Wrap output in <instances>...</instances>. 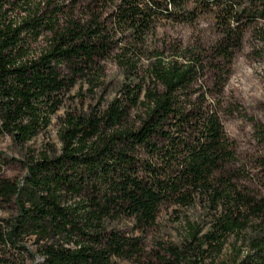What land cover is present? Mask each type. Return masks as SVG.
Segmentation results:
<instances>
[{"label":"trees","instance_id":"obj_1","mask_svg":"<svg viewBox=\"0 0 264 264\" xmlns=\"http://www.w3.org/2000/svg\"><path fill=\"white\" fill-rule=\"evenodd\" d=\"M188 1L0 0V131L25 149L27 158L22 185L0 174V200L18 209L8 240L13 244L22 234L35 236L39 264L141 258V238L109 224L130 218L145 230L164 206L188 207L199 196L214 206L231 202L264 215V198L242 194L232 175L222 171L234 157L232 144L219 103L207 104L206 91H195L204 65L194 50L178 53L174 47L176 58L169 62L156 54L143 77L122 84L118 97L103 109L66 111L58 150L49 143L39 153L26 149L72 100L74 88L79 87L81 98L84 89L87 96L99 94L105 81L102 63L120 43L116 62L128 75L137 74L139 51L164 21L184 23L202 11L214 14L222 31L213 49L221 94L231 50L241 38L232 22L244 9L236 0H194L191 9ZM251 1L264 19V0ZM79 3L83 8L75 15ZM117 35L123 43L115 41ZM40 40L46 45L34 52ZM259 133L264 140V129ZM241 225V216L230 208L205 233L188 223L181 241L153 251L152 264H241L236 251L231 260L207 263L206 257L218 258L228 233ZM250 246L253 254L246 258L264 263V240L254 238Z\"/></svg>","mask_w":264,"mask_h":264},{"label":"rangeland","instance_id":"obj_2","mask_svg":"<svg viewBox=\"0 0 264 264\" xmlns=\"http://www.w3.org/2000/svg\"><path fill=\"white\" fill-rule=\"evenodd\" d=\"M193 1H188V8L193 7ZM236 2L244 12L232 25L239 26L241 38L239 46L231 50L232 58L225 67L226 81L221 94L217 93V84L215 85L217 62L213 49L221 40L222 31L214 14L202 11L193 21L184 23L164 21L157 27L155 37L139 51L137 74L128 75L116 62L115 55H119L122 45L120 43L102 63L105 81L99 94L95 97L87 96L84 89V96L81 98L76 96L79 87L74 88L71 92L72 100L67 99L64 102L52 117L46 131L41 132L26 149L30 148L34 153H39L49 143L53 146L52 149L58 150V130L66 111L79 109L88 112L97 106L103 109L114 97H118L122 84L129 80L137 83L143 77L150 63L155 61L156 54L164 62H169L176 58L174 47H177L178 53L185 49L194 50L195 53H200L204 65V70L194 86L195 91H206L207 104L215 106L219 103L218 115L224 133L232 144L234 157L224 165L222 171L232 175V183L242 194L256 199L264 198V140L259 133L264 129V19L256 13L259 5H254V8L251 0ZM82 6L83 3L77 4L73 13L78 15ZM121 40L119 35L115 37V41ZM45 45V41L40 40L33 46V51L39 52ZM177 58L179 61H186L185 58ZM193 95L197 96L195 92ZM136 114V110L131 112L132 121ZM25 152V149L13 143L9 135L0 131V174L5 178L15 179L22 185L27 173ZM193 199L195 200L188 207L164 206L155 224L145 230L138 229L130 218H119L110 223V229L121 231L129 237H140L144 249L141 258H112L111 264H152L153 251H157L159 245L166 247L181 241L188 223L199 226L205 233L214 222L228 214V208L235 215L241 216V228L228 233L220 256L216 258L213 254L207 255V263L231 260L236 251L241 264H264L255 262L253 257L246 258L247 253L251 252L250 241L257 237L264 240V215L253 214L245 207H236L231 202L220 201L214 206L205 196ZM17 214L18 209L13 202L5 203L0 200V235L3 234L4 237V240L0 239V264H39L42 258L35 236L22 234L13 241L14 245L8 240L7 232Z\"/></svg>","mask_w":264,"mask_h":264}]
</instances>
